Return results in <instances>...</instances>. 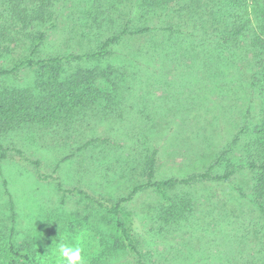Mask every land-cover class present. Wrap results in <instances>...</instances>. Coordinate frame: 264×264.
<instances>
[{
	"label": "trees",
	"instance_id": "trees-1",
	"mask_svg": "<svg viewBox=\"0 0 264 264\" xmlns=\"http://www.w3.org/2000/svg\"><path fill=\"white\" fill-rule=\"evenodd\" d=\"M0 61V78L9 80L0 82V135L26 126L50 127L95 106L96 114L136 129L124 134L117 126L119 141L92 137L50 172L41 159L22 149L14 159L33 165L40 182L56 185L63 203L78 195L89 209L112 215L137 264L149 262L135 236L136 219L125 210V202L149 188L165 195L167 187L177 183H234L240 170L252 174L249 199L263 221L262 228L248 226L245 235L262 233L258 241L264 244V0H0ZM153 61L160 65H151ZM222 83L248 95L245 113L240 108L237 114H242V129L253 126L254 130L247 132L251 138L240 148L241 159L235 163L228 156L242 133L228 146L210 152L216 157L210 163L202 158L181 175L158 178L161 150L151 144V137L165 128L157 131L149 121L156 116L165 119L175 108L184 119L189 108L201 107L190 101L196 85ZM130 108L137 110L136 125L131 124ZM97 142L107 158L113 151L129 148L127 159L109 164L119 166L120 178L127 180V195L114 199L85 187L65 186L59 174L63 164L90 147L94 150ZM8 157L0 141V163ZM109 170L106 176L111 175ZM180 209L178 203L175 210H160L159 220H188ZM35 249L29 234L19 245L12 241L8 264L32 261Z\"/></svg>",
	"mask_w": 264,
	"mask_h": 264
},
{
	"label": "rangeland",
	"instance_id": "rangeland-1",
	"mask_svg": "<svg viewBox=\"0 0 264 264\" xmlns=\"http://www.w3.org/2000/svg\"><path fill=\"white\" fill-rule=\"evenodd\" d=\"M151 65L159 66L160 63L153 61ZM12 81L17 82L15 78ZM0 82L9 83V80L0 78ZM196 89L190 101L199 102L201 107L189 108L184 119L175 108L165 119L156 116L152 117L155 120L149 121L156 124L157 131L165 128L162 133H154L151 137V144L161 150L158 178L181 175L202 158L210 163L216 158L212 154L215 150L233 143L242 133L240 139H236V149L231 157L228 156L236 163L241 159L240 148L251 138L247 132L253 131V126L242 129L241 116L248 102L244 90L231 87L229 83L200 84ZM157 102L156 98L154 104ZM240 108L244 111L238 115ZM96 110L97 106L76 112L50 127L26 126L0 135L9 156L0 163V264H8L13 257L10 244L14 241L19 245L25 234L30 235L36 248L32 261L25 264H59L57 257L52 255L59 233L65 236L66 242L79 243L86 264H137L127 252L112 215L97 208L89 209L78 195L67 197L63 203L62 192L56 185L51 181L40 182L33 165L14 159L19 155L17 150L22 149L31 158L41 159L44 169L50 172L65 155L92 137L109 136L119 141L117 126L124 129V134L126 130L136 131L127 129L125 121L106 119L96 114ZM131 112V124L136 125L137 110L131 109ZM95 146L94 150L90 147L80 157L63 164L59 174L65 186L85 187L114 199L127 195V180L120 178L119 166L109 164L127 159L129 148L125 152L113 151V158H107L100 151V142ZM202 151L207 153L200 154ZM131 157H137L136 151ZM107 170L111 175H105ZM251 177L247 170H240L233 176L234 183H177L167 187L165 195L156 188H149L125 202V210H130L136 219L135 236L149 264H264V244L258 241L262 233L245 235L248 226L262 228L263 224L249 199L252 195ZM178 203L188 220L179 217L167 219L166 223L159 220L160 210L171 207L175 210ZM104 215L107 219L103 218Z\"/></svg>",
	"mask_w": 264,
	"mask_h": 264
},
{
	"label": "clouds",
	"instance_id": "clouds-1",
	"mask_svg": "<svg viewBox=\"0 0 264 264\" xmlns=\"http://www.w3.org/2000/svg\"><path fill=\"white\" fill-rule=\"evenodd\" d=\"M83 248L79 243L73 245L66 242L64 235L59 233V241L52 247V255L56 256L59 264H86Z\"/></svg>",
	"mask_w": 264,
	"mask_h": 264
}]
</instances>
